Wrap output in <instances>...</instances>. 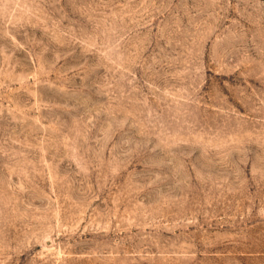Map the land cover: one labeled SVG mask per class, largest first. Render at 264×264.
<instances>
[{
    "label": "rangeland",
    "instance_id": "obj_1",
    "mask_svg": "<svg viewBox=\"0 0 264 264\" xmlns=\"http://www.w3.org/2000/svg\"><path fill=\"white\" fill-rule=\"evenodd\" d=\"M0 264H264V0H0Z\"/></svg>",
    "mask_w": 264,
    "mask_h": 264
}]
</instances>
